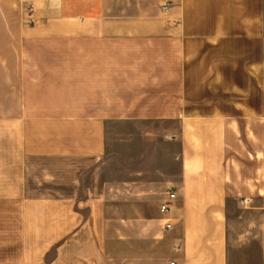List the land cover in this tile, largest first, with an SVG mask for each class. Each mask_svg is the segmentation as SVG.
<instances>
[{"label": "crops", "instance_id": "crops-1", "mask_svg": "<svg viewBox=\"0 0 264 264\" xmlns=\"http://www.w3.org/2000/svg\"><path fill=\"white\" fill-rule=\"evenodd\" d=\"M0 264H264V0H0Z\"/></svg>", "mask_w": 264, "mask_h": 264}, {"label": "rangeland", "instance_id": "rangeland-1", "mask_svg": "<svg viewBox=\"0 0 264 264\" xmlns=\"http://www.w3.org/2000/svg\"><path fill=\"white\" fill-rule=\"evenodd\" d=\"M171 128V127H170ZM127 144H129V145H133L131 142L129 143V142H122V145H127ZM120 145H121V142H120ZM135 145L137 146V145H140L139 144V142L138 141H136L135 142ZM125 158H126V155H123ZM136 166V169H135V171L140 175L139 176V179L138 180H140L139 182H140V186H139V191H142L143 190V187H142V181L144 180V181H146L147 183L148 182H150V181H154V180H157L158 178H159V175L158 174H156L152 169H150L149 167H143V165L141 164V165H135ZM168 166H169V163H168ZM172 167H173V165H172ZM138 168V169H137ZM118 172V173H117ZM117 172H115V171H112L111 173H112V175H113V177H118L119 178V180H122V182L123 181H126L127 180V172H126V170H124V171H117ZM171 171H168V174L170 173ZM119 197H121V195H119ZM113 205H116L117 206V209H119L120 210V213H123V214H125V211H126V209H127V206H126V203L125 202H116V203H113ZM150 203L148 202V203H146L145 205H144V207H146L147 206V208H145L146 209V211H148V214H150V219H151V224L153 225V218H154V211L152 210V209H150ZM159 207H161V205H159ZM137 208H139V206H136V209ZM120 222V224H121V220L123 221H125L126 219H125V217H120L119 219H118ZM137 220V219H136Z\"/></svg>", "mask_w": 264, "mask_h": 264}, {"label": "built area", "instance_id": "built-area-1", "mask_svg": "<svg viewBox=\"0 0 264 264\" xmlns=\"http://www.w3.org/2000/svg\"><path fill=\"white\" fill-rule=\"evenodd\" d=\"M171 7H172V4H171V3H167V4H165V5L162 7V10H163V11H168ZM35 12H36V7H35V5H34L33 3H31V4L28 6L27 14H26V16H27V22H28V24H30V25H34V24H35V20H34V14H35ZM169 196H170V198L173 199L174 196H175V193H174L173 191H170V192H169ZM169 210H170V208H169L168 205H163V206L161 207V213H162V214H167V213H169ZM172 228H173L172 225H167V226H166V229H167V230H171Z\"/></svg>", "mask_w": 264, "mask_h": 264}]
</instances>
